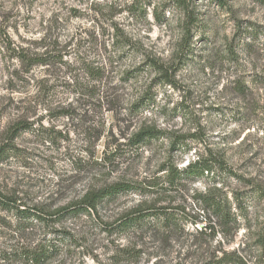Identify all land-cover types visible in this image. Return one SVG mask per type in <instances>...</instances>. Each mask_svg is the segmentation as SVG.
Returning <instances> with one entry per match:
<instances>
[{
  "label": "rangeland",
  "instance_id": "rangeland-1",
  "mask_svg": "<svg viewBox=\"0 0 264 264\" xmlns=\"http://www.w3.org/2000/svg\"><path fill=\"white\" fill-rule=\"evenodd\" d=\"M186 1L192 25L174 0H0V145L17 124L29 128L0 164V189L53 212L116 183L138 187L98 215L53 226L69 237L47 264H213L234 252L254 264L264 233V196L251 193L264 192V0ZM147 128L160 138L132 146ZM213 157L232 174L163 182L165 165ZM208 191L232 201L235 222H199L197 197ZM160 208H182L189 221L172 233L112 228ZM208 221L214 234L200 232ZM24 226L0 210V264H25L5 256L51 238Z\"/></svg>",
  "mask_w": 264,
  "mask_h": 264
},
{
  "label": "trees",
  "instance_id": "trees-1",
  "mask_svg": "<svg viewBox=\"0 0 264 264\" xmlns=\"http://www.w3.org/2000/svg\"><path fill=\"white\" fill-rule=\"evenodd\" d=\"M175 4L186 9V0H174ZM187 11V18L191 21L194 17L192 16L189 9ZM123 46H127L123 43ZM17 57L28 61L31 60L33 65H46V61L40 57L27 58L22 53H17ZM153 66L157 67L155 63ZM158 71L162 69L157 67ZM29 128L23 124H17L13 127L10 137L0 145V164L5 162L10 156H16V149L13 146L14 140L24 132H27ZM161 132L151 128L144 129L135 135L131 140L132 146H139L149 144L152 141H156L160 138ZM180 145L178 141H174L172 146L175 147ZM184 143L180 145L182 148ZM166 167L162 170L166 172L164 183L176 189L182 182H188L193 180L201 179L205 176H211V178L217 177L215 174L228 176L231 175V171L228 169L223 159L213 157L209 159H197L188 162L183 168L178 169L173 165H165ZM217 179V178H215ZM214 179V180H215ZM216 182V181H214ZM138 187L131 183H116L111 186L101 188L97 191H90L86 193L78 202L63 207L53 212L44 211L38 207L32 206L27 207L14 195L5 194L0 189V210L7 212L14 216V218L24 227H32V224L43 226L48 234H51L49 240H44L36 244L34 247H26L21 251L12 252L6 254L8 259L11 257L16 258L25 264H47L61 251V242L67 241L69 236L63 234V231L53 230V226H59L68 218H76L80 215H98L97 211L99 207L107 204L110 201L118 198L119 196L129 193L131 191H137ZM252 197L262 198L264 196L263 189L260 187H254V191L251 192ZM199 202L200 210L203 212L205 221L200 220V223L206 222V215L210 218H214L218 226H229L235 222L236 215L232 213V201H229L225 194L215 193L211 191L200 194L197 197ZM233 202H237L233 200ZM236 204V203H235ZM134 214H137L133 216ZM209 220V219H208ZM188 214L182 208H174L166 210V208H160L155 210H144L135 211L133 214L125 215L121 217L114 225H112L115 231L126 232L135 228L144 229L147 227H156L161 231L168 233L175 232L176 229L181 228L185 223H188ZM212 221H208V225L203 227L206 232H213L216 223L211 224ZM196 224V222H193ZM255 246L259 251L255 257L254 264H264V233L257 235ZM213 264H247L244 259L234 253H224L219 259L214 261Z\"/></svg>",
  "mask_w": 264,
  "mask_h": 264
}]
</instances>
